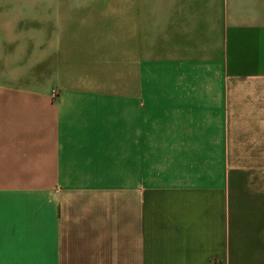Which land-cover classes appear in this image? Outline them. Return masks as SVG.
<instances>
[{
  "label": "crops",
  "instance_id": "1",
  "mask_svg": "<svg viewBox=\"0 0 264 264\" xmlns=\"http://www.w3.org/2000/svg\"><path fill=\"white\" fill-rule=\"evenodd\" d=\"M0 264H264V0H0Z\"/></svg>",
  "mask_w": 264,
  "mask_h": 264
}]
</instances>
